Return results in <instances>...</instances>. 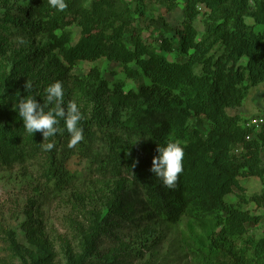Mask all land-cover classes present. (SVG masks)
<instances>
[{"label": "trees", "instance_id": "trees-1", "mask_svg": "<svg viewBox=\"0 0 264 264\" xmlns=\"http://www.w3.org/2000/svg\"><path fill=\"white\" fill-rule=\"evenodd\" d=\"M65 2L67 9L57 12L48 0H5L0 11V62L9 70L0 80V172L43 165L54 191L62 192L85 181L69 166L73 161L85 167L87 185L115 183L81 254L68 264H126L119 260L137 251L120 244L121 230L182 224L179 244L190 264H264V224L258 237L249 233L262 218L242 208L264 204V129L228 115L264 84V0H158L167 14L181 4L178 28L150 15L146 0ZM199 6L206 12L198 40ZM51 54L58 56L53 70L44 62ZM99 60L117 64L122 79L111 85L96 68L84 79L72 74L80 63ZM56 81L65 105L86 107L84 140L74 148L66 131L45 141L39 132L28 135L18 116L22 98L43 104L38 87ZM129 83L136 87L124 92ZM50 141L54 149L44 151L41 144ZM168 142L184 149L174 188L150 171L157 147ZM249 178L262 188L246 199L240 181ZM235 191L236 205L226 201ZM35 231H26L33 242ZM31 254L32 264H52L39 248Z\"/></svg>", "mask_w": 264, "mask_h": 264}, {"label": "rangeland", "instance_id": "rangeland-1", "mask_svg": "<svg viewBox=\"0 0 264 264\" xmlns=\"http://www.w3.org/2000/svg\"><path fill=\"white\" fill-rule=\"evenodd\" d=\"M14 5L19 1L8 0ZM131 1V0H127ZM5 0H0V11L4 7ZM158 0H146L147 10L154 18L164 17L172 28H178L182 22V6L171 13H166L165 8L159 5ZM133 7V5H132ZM200 15L194 22L199 40L203 33L202 19L206 12L203 6H199ZM247 24L252 20L246 19ZM262 26H255L254 31H262ZM73 41L79 37V29L71 28ZM147 39V35L145 34ZM17 49V48H15ZM57 55L51 54L44 62L53 70ZM169 60L173 56L168 57ZM245 63V60H243ZM96 68L101 77L111 85L122 79L117 64L99 60L94 63L82 62L72 74L78 79H84L89 71ZM8 65L0 62V80L8 74ZM40 87V86H39ZM37 92L44 100V89ZM136 84H126L124 92L134 89ZM1 88V85H0ZM1 90V89H0ZM77 93L75 89V94ZM80 110L86 107L78 104ZM86 111H89L88 109ZM264 113V84L249 90L246 99L240 108L229 111L228 115H238L243 119L252 120L255 116ZM264 159V158H263ZM264 162V161H263ZM69 166L76 173L83 174L77 183L72 184L66 191H54L53 183L46 179L43 165L20 169L18 167L10 172H0V264H32L31 253L41 249L46 255L52 257V264H68L70 260H76L81 254V242L86 239L89 229L98 221V217L104 210L107 194L105 191L113 189L115 183H101L95 187L88 183L85 167L77 166L71 161ZM244 187V196L249 199L258 196L261 191L259 180L249 178L240 181ZM239 193L235 191L226 197L230 204H238ZM242 208L252 215L261 217L260 225L251 228L249 233L258 237L264 224V204L258 206L254 203L243 204ZM150 227V226H149ZM35 231V241L27 238V230ZM148 231L145 225L141 228L132 226L121 230L117 236L120 244L127 250H136V256L127 260H119L126 264H190L186 253L183 251L179 239L185 232V226L175 227L152 226ZM145 229L147 232H144ZM114 243H108L107 246Z\"/></svg>", "mask_w": 264, "mask_h": 264}, {"label": "clouds", "instance_id": "clouds-1", "mask_svg": "<svg viewBox=\"0 0 264 264\" xmlns=\"http://www.w3.org/2000/svg\"><path fill=\"white\" fill-rule=\"evenodd\" d=\"M50 8L57 12H63L68 5L65 0H48ZM23 43V40L20 41ZM65 91L60 81L49 84L44 89L43 104L37 99L28 96L22 98L18 105V116L23 122L25 132L33 136L39 132L43 140H50L58 133L63 135L66 131L69 135V148H74L84 140V129L81 121L84 115L75 101L64 103ZM47 109V111L45 110ZM63 121V127H61ZM44 151H52L54 142L42 143ZM158 155L152 160L150 171L167 188H174L179 175L183 172L184 149L178 142H168L157 147Z\"/></svg>", "mask_w": 264, "mask_h": 264}, {"label": "built area", "instance_id": "built-area-1", "mask_svg": "<svg viewBox=\"0 0 264 264\" xmlns=\"http://www.w3.org/2000/svg\"><path fill=\"white\" fill-rule=\"evenodd\" d=\"M248 126L254 127L257 131L260 129H264V116L260 115L258 117H254L252 120L249 121Z\"/></svg>", "mask_w": 264, "mask_h": 264}]
</instances>
